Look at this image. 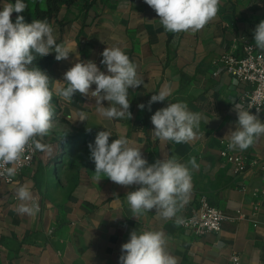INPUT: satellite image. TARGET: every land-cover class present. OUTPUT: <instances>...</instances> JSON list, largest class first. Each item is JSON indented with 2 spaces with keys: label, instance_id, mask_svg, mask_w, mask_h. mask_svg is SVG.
<instances>
[{
  "label": "crops",
  "instance_id": "1",
  "mask_svg": "<svg viewBox=\"0 0 264 264\" xmlns=\"http://www.w3.org/2000/svg\"><path fill=\"white\" fill-rule=\"evenodd\" d=\"M31 1L28 12L33 16ZM6 3L15 0H0V10ZM17 15L12 14L13 22ZM261 20L264 0H220L216 19L194 34L166 31L144 0L62 4L50 24L57 43L71 52L61 61L51 52L52 62L44 71L50 78L54 116L41 142L51 151L37 150L30 167L17 171L13 181H0V264H120L121 246L133 230L164 231L178 264H236L235 254L239 264H264V135L239 150L247 159L244 173L221 155L226 134L236 127L234 103L242 104L246 86L223 70L220 57L241 53L245 41L255 42L254 29ZM107 47H120L143 79L128 90L131 118L125 112L122 118L108 119L98 112L94 98L78 92L71 101L57 95L61 84L67 86L64 73L77 62L93 61L107 74L100 63ZM163 87L172 93L153 108L185 102L190 111L207 118L193 141L177 144L154 136L151 119L146 121L148 101ZM81 113L86 120H79ZM259 114L264 122V108ZM86 130L111 132L109 143L127 138L149 164L171 156L187 164L195 157L199 167L191 170L192 190L178 216L196 212L204 195L228 212L241 210L244 217L225 220L218 232L198 235L177 225L175 218H158L155 210L132 216L126 196L140 185H118L103 175L96 179L88 148L95 140ZM26 183L39 207L34 217L17 210L16 189Z\"/></svg>",
  "mask_w": 264,
  "mask_h": 264
},
{
  "label": "clouds",
  "instance_id": "2",
  "mask_svg": "<svg viewBox=\"0 0 264 264\" xmlns=\"http://www.w3.org/2000/svg\"><path fill=\"white\" fill-rule=\"evenodd\" d=\"M159 17L163 28L172 33H196L215 20L220 0H144ZM28 5L24 0L6 3L0 10V176L15 175L16 165L25 151H51L49 145L41 142L48 135L53 124V92L49 76L32 67L37 56L44 57L55 52L57 61L66 60L71 52L68 47L58 44L54 29L47 19H34L26 23L19 15ZM17 13L15 22L12 14ZM255 47L264 50V20L254 29ZM100 63L107 74L93 61L77 62L64 73V83L57 89V95L71 101L75 93L94 98L98 112L108 118H122L127 112L129 118V88L143 84L138 77L137 65L130 60L120 47H107L101 53ZM95 85V90H91ZM172 89L163 87L148 101L149 110L156 102L168 100ZM109 102V107L103 106ZM116 105H119L117 109ZM144 109L145 105H138ZM237 114L235 130H230L229 150H247L261 135L264 122L259 109L254 114L240 103H234ZM81 121L86 115L81 113ZM201 120L207 118L199 112H192L185 102L169 103L151 116L153 134L160 141L177 144L188 143L197 138ZM109 131H99L94 144L89 143L91 158L95 163V177L99 181L105 176L122 185H140L127 193L132 216L138 218L155 210L158 218H175L177 225L184 224L177 213L188 202L192 190L191 170L197 169L195 157L187 164L175 156L158 159L149 164L141 148L121 136L109 143ZM11 165V167H8ZM188 165H191V169ZM20 201L18 212L34 217L39 212L38 204L29 185L16 189ZM168 237L162 230H133L128 242L121 246L120 264H178V259L168 251Z\"/></svg>",
  "mask_w": 264,
  "mask_h": 264
},
{
  "label": "built area",
  "instance_id": "3",
  "mask_svg": "<svg viewBox=\"0 0 264 264\" xmlns=\"http://www.w3.org/2000/svg\"><path fill=\"white\" fill-rule=\"evenodd\" d=\"M220 62L225 72L246 86L241 99L244 108L254 114L256 109H259L260 113L264 108V50L255 47V42L245 41L241 53L226 52L220 57ZM227 145L228 142H225L221 155L232 163L237 173H244L248 166L245 155L238 149L229 150ZM36 153L37 150L34 148L27 149L16 165V172L30 167ZM14 177L15 175L9 177L5 174L0 176V181H13ZM243 217L244 214L241 210H237L235 213L228 212L213 204L207 196L203 195L200 198L198 210L184 216L185 223L180 226L195 234L204 235L208 232L220 231L225 220L236 221ZM232 260L239 264V255H233Z\"/></svg>",
  "mask_w": 264,
  "mask_h": 264
},
{
  "label": "trees",
  "instance_id": "4",
  "mask_svg": "<svg viewBox=\"0 0 264 264\" xmlns=\"http://www.w3.org/2000/svg\"><path fill=\"white\" fill-rule=\"evenodd\" d=\"M24 2L28 5V8H26L25 10H28L31 4V0H24ZM74 2H76V0H34L33 17L34 19H47L48 22L51 23L57 16L62 4L70 5ZM52 59L53 57L51 53L44 57L37 56L36 60L33 62L32 67H36L44 72L48 69L49 65L52 62ZM156 110L157 108H153L152 106L151 110H149V107L147 108L146 121H149L151 119V116L155 113ZM84 133L92 136L95 140V133L87 130L84 131Z\"/></svg>",
  "mask_w": 264,
  "mask_h": 264
},
{
  "label": "rangeland",
  "instance_id": "5",
  "mask_svg": "<svg viewBox=\"0 0 264 264\" xmlns=\"http://www.w3.org/2000/svg\"><path fill=\"white\" fill-rule=\"evenodd\" d=\"M32 3L33 1H31V4ZM21 14L24 17V21L26 23H31L34 20V17L31 15V13L28 12V10H24Z\"/></svg>",
  "mask_w": 264,
  "mask_h": 264
}]
</instances>
